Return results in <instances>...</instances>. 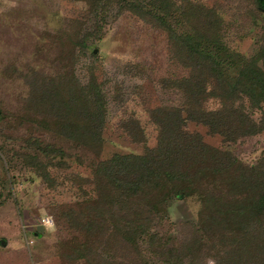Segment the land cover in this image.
Here are the masks:
<instances>
[{
    "label": "trees",
    "instance_id": "16d2710c",
    "mask_svg": "<svg viewBox=\"0 0 264 264\" xmlns=\"http://www.w3.org/2000/svg\"><path fill=\"white\" fill-rule=\"evenodd\" d=\"M80 1L91 17L67 27L70 31L64 33V39H56L59 46L68 43L66 66L53 76L40 73L32 77L20 118L31 117L27 121L98 156L105 94L91 68L80 80L72 63L74 51L83 54L86 42L99 32L97 24L102 17L98 15L112 6L117 9L114 16L126 11L162 31L172 60L186 71L165 81L180 92L181 105L148 110L156 127L154 146H143L140 154L113 153L96 161L89 177L71 176L75 194L83 197L77 204L82 209L69 207L59 212L60 219L75 233L95 241L111 239L112 235L122 243L129 235L142 236V242L157 253L159 236L148 231L153 219L161 218L163 205L172 197L197 195L198 225H190L177 250L166 249V257L160 259L168 264L193 261L205 240L204 248L213 253L215 264H264V157L244 164L229 151L205 143L200 134L184 129L186 121L200 124L209 134L229 142L263 129L264 113L254 120L244 101L250 109H258L259 102L264 101V23L257 52L242 59L232 74L222 59L224 46L214 9L188 4V0ZM250 3L264 16V0ZM258 61L262 64L257 65ZM209 98L217 101L216 108H205ZM121 126L132 142H143L142 130L132 117ZM24 141L27 149H34L32 155L23 156L25 163L43 182L53 184L43 165L64 166L62 150L51 144L40 145L38 139ZM111 205L124 206L112 212ZM136 240L130 244L136 245ZM73 243L61 259L71 262L81 257L88 264L94 253L83 255L80 250L84 243ZM117 250L123 248L119 245Z\"/></svg>",
    "mask_w": 264,
    "mask_h": 264
},
{
    "label": "rangeland",
    "instance_id": "374dc122",
    "mask_svg": "<svg viewBox=\"0 0 264 264\" xmlns=\"http://www.w3.org/2000/svg\"><path fill=\"white\" fill-rule=\"evenodd\" d=\"M188 4L203 5L217 14L219 33L224 46L222 59L234 74L242 59L255 55L262 38L264 16L252 9L250 0H188ZM115 6L106 9L97 24L99 32L89 39L84 53L76 55L72 68L76 77L85 79L91 68L100 83L106 101L105 123L101 132L98 156L69 142L36 123L20 118L34 75L53 76L66 66L68 43L64 39L67 27L85 22L92 14L78 0H0V264H87L84 258L68 262L61 255L75 243L83 242L80 253H94L88 264H168L160 258L165 250H177L190 225H198L197 195L172 197L162 207L161 218H154L148 231L159 236L157 253L142 242V236L117 237L101 240L87 239L69 229L59 212L77 205L83 199L70 185L71 176L89 177L96 161L113 153L140 154L143 146L155 144L156 127L148 110L159 106L178 107L182 97L166 80L185 74L168 51L165 34L140 21L129 12L115 15ZM93 17V16H92ZM95 49L93 53L92 50ZM262 62H257V65ZM34 72V73H33ZM38 76L35 77V79ZM245 108L257 120L264 113V101L258 109ZM218 106L207 99L206 109ZM26 117V116H25ZM132 117L143 133V142L134 143L122 130V121ZM184 129L200 134L202 140L221 150H227L240 162L251 165L264 157V127L261 131L225 141L217 134H209L200 124L186 121ZM25 139H38L40 145L51 144L62 150L65 165L43 167L53 184L43 182L38 172L25 163L23 156L32 155ZM37 155V154H36ZM58 161L57 158H55ZM59 162V161H58ZM46 163V160L44 161ZM88 187L84 186V189ZM124 205H111V211H121ZM49 216L52 227L46 229L42 219ZM129 238V239H128ZM136 245L130 244L132 239ZM2 242V243H1ZM198 259H182L181 264H215L213 253L204 248ZM120 245L123 250H117ZM91 252V253H90ZM189 260V261H188Z\"/></svg>",
    "mask_w": 264,
    "mask_h": 264
},
{
    "label": "built area",
    "instance_id": "2783aa9c",
    "mask_svg": "<svg viewBox=\"0 0 264 264\" xmlns=\"http://www.w3.org/2000/svg\"><path fill=\"white\" fill-rule=\"evenodd\" d=\"M41 223H42L43 227H45L46 229L51 228L52 227V224H53L52 219L49 216L43 217Z\"/></svg>",
    "mask_w": 264,
    "mask_h": 264
},
{
    "label": "water",
    "instance_id": "95a60500",
    "mask_svg": "<svg viewBox=\"0 0 264 264\" xmlns=\"http://www.w3.org/2000/svg\"><path fill=\"white\" fill-rule=\"evenodd\" d=\"M92 52L94 53V52H95V49H93ZM1 243H2V242H1Z\"/></svg>",
    "mask_w": 264,
    "mask_h": 264
}]
</instances>
